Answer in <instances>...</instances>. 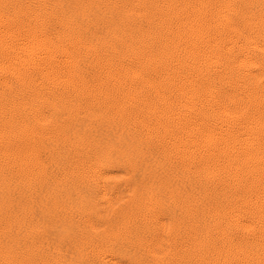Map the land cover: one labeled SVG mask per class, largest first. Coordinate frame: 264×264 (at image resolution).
I'll return each mask as SVG.
<instances>
[{
	"label": "bare ground",
	"instance_id": "bare-ground-1",
	"mask_svg": "<svg viewBox=\"0 0 264 264\" xmlns=\"http://www.w3.org/2000/svg\"><path fill=\"white\" fill-rule=\"evenodd\" d=\"M0 264H264V0H0Z\"/></svg>",
	"mask_w": 264,
	"mask_h": 264
}]
</instances>
